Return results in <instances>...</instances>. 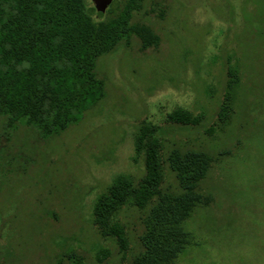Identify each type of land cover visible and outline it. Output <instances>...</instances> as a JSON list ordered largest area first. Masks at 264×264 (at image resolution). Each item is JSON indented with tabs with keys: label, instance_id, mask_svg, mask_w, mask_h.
I'll return each instance as SVG.
<instances>
[{
	"label": "rangeland",
	"instance_id": "1",
	"mask_svg": "<svg viewBox=\"0 0 264 264\" xmlns=\"http://www.w3.org/2000/svg\"><path fill=\"white\" fill-rule=\"evenodd\" d=\"M122 2L95 19L114 16ZM131 22L147 26L158 45L141 51L132 37L99 57L94 71L105 96L77 124L42 139L0 117V264H68L71 252L86 264H130L141 249L142 214L120 213L125 256L90 219L115 176L142 177L143 162L133 158L141 120L162 127L165 156L177 148L211 158L195 190L200 202L182 223L189 244L173 264H264V0H143ZM232 64L240 76L234 114L209 136ZM176 108L204 119L167 125ZM165 186L179 191L169 169ZM100 249L109 252L101 263Z\"/></svg>",
	"mask_w": 264,
	"mask_h": 264
},
{
	"label": "trees",
	"instance_id": "2",
	"mask_svg": "<svg viewBox=\"0 0 264 264\" xmlns=\"http://www.w3.org/2000/svg\"><path fill=\"white\" fill-rule=\"evenodd\" d=\"M88 1L0 0V117L7 128L24 126L42 139L60 135L104 98V83L94 71L99 57L121 43L128 47L132 37L138 39L141 51L158 45V36L147 26L131 22L143 0H124L117 13L104 20L95 19L103 13H97ZM239 81L238 65H229L223 100L207 135L229 125ZM203 119V113L176 108L166 114L165 123L197 127ZM160 131L159 125L139 122L133 158L143 162L142 177L135 182L118 174L91 209L96 233L112 240L122 256L130 251V240L120 213L134 208L142 214L141 249L130 264H173L189 244L182 223L200 202L195 190L211 165V158L202 151L173 148L165 156ZM167 169L178 192L165 186ZM108 256L107 250L100 249L95 259L101 263ZM67 259L68 264H86L74 252Z\"/></svg>",
	"mask_w": 264,
	"mask_h": 264
},
{
	"label": "water",
	"instance_id": "3",
	"mask_svg": "<svg viewBox=\"0 0 264 264\" xmlns=\"http://www.w3.org/2000/svg\"><path fill=\"white\" fill-rule=\"evenodd\" d=\"M97 13H103L112 0H90Z\"/></svg>",
	"mask_w": 264,
	"mask_h": 264
}]
</instances>
